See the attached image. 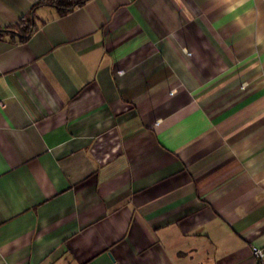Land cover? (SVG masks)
Masks as SVG:
<instances>
[{
    "label": "crops",
    "instance_id": "crops-1",
    "mask_svg": "<svg viewBox=\"0 0 264 264\" xmlns=\"http://www.w3.org/2000/svg\"><path fill=\"white\" fill-rule=\"evenodd\" d=\"M32 19L0 35V264H261L264 0Z\"/></svg>",
    "mask_w": 264,
    "mask_h": 264
},
{
    "label": "trees",
    "instance_id": "trees-1",
    "mask_svg": "<svg viewBox=\"0 0 264 264\" xmlns=\"http://www.w3.org/2000/svg\"><path fill=\"white\" fill-rule=\"evenodd\" d=\"M88 0H39L32 8V11L27 15L21 23L8 26L4 31H0V35L9 33L14 37L19 36L21 40H27L32 31L36 28V23H33V15L35 10L41 6H53L57 9L59 15H66L75 8L82 6Z\"/></svg>",
    "mask_w": 264,
    "mask_h": 264
},
{
    "label": "built area",
    "instance_id": "built-area-1",
    "mask_svg": "<svg viewBox=\"0 0 264 264\" xmlns=\"http://www.w3.org/2000/svg\"><path fill=\"white\" fill-rule=\"evenodd\" d=\"M254 257L261 263L264 264V250L258 246L252 247Z\"/></svg>",
    "mask_w": 264,
    "mask_h": 264
},
{
    "label": "clouds",
    "instance_id": "clouds-1",
    "mask_svg": "<svg viewBox=\"0 0 264 264\" xmlns=\"http://www.w3.org/2000/svg\"><path fill=\"white\" fill-rule=\"evenodd\" d=\"M239 19H240L239 16H237V17H236V20L239 21Z\"/></svg>",
    "mask_w": 264,
    "mask_h": 264
}]
</instances>
